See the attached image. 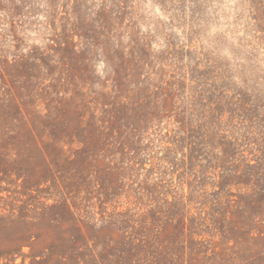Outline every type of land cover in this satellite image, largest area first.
<instances>
[{"label":"rangeland","instance_id":"rangeland-1","mask_svg":"<svg viewBox=\"0 0 264 264\" xmlns=\"http://www.w3.org/2000/svg\"><path fill=\"white\" fill-rule=\"evenodd\" d=\"M263 180L264 0H0V264H264Z\"/></svg>","mask_w":264,"mask_h":264},{"label":"trees","instance_id":"trees-1","mask_svg":"<svg viewBox=\"0 0 264 264\" xmlns=\"http://www.w3.org/2000/svg\"><path fill=\"white\" fill-rule=\"evenodd\" d=\"M250 175H251V174H250L249 172H247V173H246V176H244V178H248V179H250V178H249ZM260 185H262V186L264 187V180L261 181ZM263 193H264V192H263Z\"/></svg>","mask_w":264,"mask_h":264}]
</instances>
